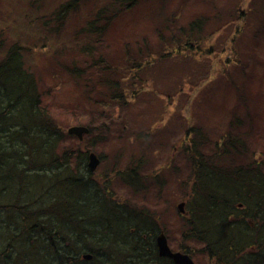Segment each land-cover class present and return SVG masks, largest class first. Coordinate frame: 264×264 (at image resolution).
<instances>
[{
	"label": "trees",
	"instance_id": "obj_1",
	"mask_svg": "<svg viewBox=\"0 0 264 264\" xmlns=\"http://www.w3.org/2000/svg\"><path fill=\"white\" fill-rule=\"evenodd\" d=\"M139 1L61 0L37 18L45 32L40 35L43 40L70 24L69 44L52 51L50 61L62 62L59 70L82 78L83 92L93 95V102L125 100L123 81L109 76L119 65L109 62L101 48L117 17ZM74 18L78 21L71 24ZM204 23L200 16L189 21L188 30L178 29L187 36L186 49L195 48L193 34ZM10 36L0 28V264H173L158 255L155 238L164 228L152 212L140 213L125 205L114 210L108 204L88 166L89 146L96 142L88 143L87 137L85 142L78 138L73 148L65 144L73 134L50 113L41 79L27 58L39 38ZM129 51L125 50L128 56L133 55ZM64 52L68 56L63 60ZM129 58L119 70L135 72L122 78L139 76L141 61ZM96 68L107 73L99 81L101 88L90 79L94 88L88 91L86 75ZM234 114L222 141L204 150L198 134L186 147L192 171L182 214L183 239L204 243L217 264H264V160H248L251 150L239 125L250 114ZM88 128L92 133L93 127ZM97 155L103 158L105 153ZM113 172L137 191L149 185L148 177L142 184L130 167Z\"/></svg>",
	"mask_w": 264,
	"mask_h": 264
},
{
	"label": "rangeland",
	"instance_id": "obj_2",
	"mask_svg": "<svg viewBox=\"0 0 264 264\" xmlns=\"http://www.w3.org/2000/svg\"><path fill=\"white\" fill-rule=\"evenodd\" d=\"M60 1L0 0V28L8 30L10 38H39L27 58L41 79L44 103L55 121L65 131L75 125L93 127L82 140L71 135L65 144L73 148L76 140L88 137V143L96 142L89 153H105L103 158L97 155L100 162L93 176L110 207L152 212L172 250H188L195 264H217L204 243L183 239L185 211L180 212L178 204L184 202L185 209L192 171L186 147L191 137L201 134L202 147L208 149L222 141L234 113H249L239 125L251 150L248 160H264V0H140L117 17L105 35L101 50L109 62L125 66L130 56L142 63L136 78H122L129 70L121 72L119 67L109 74L123 81L125 100L107 104L85 96L82 78L58 69L62 60L50 61L52 51L69 44L71 26L67 23L59 35L43 40L37 18ZM81 11L87 10L82 6ZM200 16L205 23L193 34L195 48L186 49L187 36L178 29L188 30L189 21ZM127 48L133 55L128 56ZM67 54L60 56L64 60ZM106 73L98 68L88 72V91L101 88ZM126 167L142 184L148 177L147 188L137 191L122 183L113 171Z\"/></svg>",
	"mask_w": 264,
	"mask_h": 264
},
{
	"label": "water",
	"instance_id": "obj_3",
	"mask_svg": "<svg viewBox=\"0 0 264 264\" xmlns=\"http://www.w3.org/2000/svg\"><path fill=\"white\" fill-rule=\"evenodd\" d=\"M69 134L77 136L80 140L84 135L88 133L89 129L83 125L71 126L67 129ZM88 166L90 170H94L100 162V159L94 152H90L88 155ZM180 212H184V202L178 204ZM158 255L169 257L175 264H195L193 259L187 254L180 251H174L168 244L167 237L163 231L159 232L155 238ZM85 258H89V255H84Z\"/></svg>",
	"mask_w": 264,
	"mask_h": 264
},
{
	"label": "flooded vegetation",
	"instance_id": "obj_4",
	"mask_svg": "<svg viewBox=\"0 0 264 264\" xmlns=\"http://www.w3.org/2000/svg\"><path fill=\"white\" fill-rule=\"evenodd\" d=\"M156 248H157V246H156ZM158 251V250H157ZM160 256V255H159ZM161 257H164V256H161ZM166 258H168V259H170L169 257H166ZM171 260V259H170ZM172 261V260H171ZM172 263L173 264H175L173 261H172ZM116 264H137V263H116ZM165 264V263H164Z\"/></svg>",
	"mask_w": 264,
	"mask_h": 264
}]
</instances>
